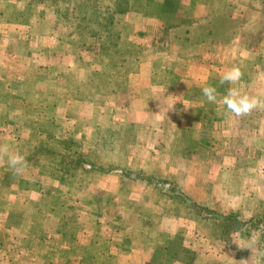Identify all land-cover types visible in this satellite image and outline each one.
I'll return each instance as SVG.
<instances>
[{"label":"rangeland","instance_id":"obj_1","mask_svg":"<svg viewBox=\"0 0 264 264\" xmlns=\"http://www.w3.org/2000/svg\"><path fill=\"white\" fill-rule=\"evenodd\" d=\"M172 1L163 13L166 0H0V264H96L103 222L140 246L167 247L178 230L168 261L198 242L196 264H264V114L223 104L235 89L264 113V0ZM234 67L241 79L221 84ZM208 77L214 108L185 105L184 92L206 101L191 84ZM168 143L195 167L152 171ZM3 149L24 157L22 172ZM241 176L259 184L244 191ZM174 177L221 180L218 205L240 203L215 211L232 215L225 237L202 208L206 188L193 185L195 200ZM134 187L149 202L131 201ZM150 224L166 228L146 237Z\"/></svg>","mask_w":264,"mask_h":264},{"label":"crops","instance_id":"obj_2","mask_svg":"<svg viewBox=\"0 0 264 264\" xmlns=\"http://www.w3.org/2000/svg\"><path fill=\"white\" fill-rule=\"evenodd\" d=\"M211 1V0H210ZM224 3V6H222L224 9H229V4H227V2H229L228 0H221ZM212 3V2H211ZM204 5H209L210 3H208V0H205ZM209 7V6H208ZM216 82H213V79H211L210 77H208L207 80H205L204 83V87L206 86H212L215 87ZM193 87H196L197 89H203L204 87L201 86V84L197 83V82H193L191 84ZM217 85V84H216ZM190 86V89H192L193 87ZM188 92H184V101L183 102L185 105H189L192 103V105H210L213 106L214 108V103H209L207 100L206 101H193L190 100L187 96ZM187 101V102H186ZM259 101V100H258ZM190 102V103H189ZM195 103V104H193ZM260 104V102H259ZM261 111V112H260ZM263 107L262 109H260V105L257 107V113L260 114H264L263 112ZM189 117V115L187 116V118ZM181 148H178L176 146L171 145L170 143H168L166 145V147L162 148L160 152L155 151L156 153H161L162 157L161 160L163 162H160V165H150L149 168L151 167L152 171L153 170H157V169H162L161 172H163V170H172L173 171H178V169L181 167V165H185L188 164L189 166H194V160L193 157L190 159V157H184L183 152L188 153L187 150H180ZM152 152H154V149H152ZM151 152V153H152ZM260 152H262L261 154H263V151L260 150ZM150 153V154H151ZM148 167L145 166V169H147ZM241 168L243 169H248V165H244L241 166ZM242 180H241V187L244 190L243 186H246V190L248 191V188L250 185H253L254 183L259 184V178H248V176H241ZM175 178V177H174ZM178 178H175L174 181L175 183H177ZM180 178L178 179V181L182 184L186 186V189L190 192H192V197L193 199H200V197H196L195 196V192H194V186L195 184L198 185H203L207 192L209 193L210 199L208 202H206L207 206L210 207L212 210L214 211H219V212H231V209H235L237 207H240V203L238 204L237 200L234 199H229L227 200L226 198V203H224V205H218L217 202V185L221 184V180H218L217 177H210V178H196V183L194 182V179L190 178ZM167 178L165 176H162V179L160 181H166ZM264 181V180H262ZM188 186H192L193 188H189ZM146 190V188H144ZM144 189L138 190L135 187L131 188L130 190V200L133 202H149V195L146 194V192L144 191ZM245 191V190H244ZM200 195V194H199ZM259 195H261V192H259L256 189V196L258 197L257 202L259 200ZM152 199V198H151ZM88 212V211H87ZM103 218V217H102ZM103 221V220H101ZM105 226L102 227V231L106 232L110 237V241H109V245L107 246V249L105 248L106 251V256L101 260L98 261L96 264H117L116 262V258H123L125 259L124 253L127 254V257L125 259L124 264H196L197 261V256L199 255L198 251L194 250L195 249V244H199L198 242L193 244L192 246H188L185 244L183 245V249L187 250L188 252L192 253L191 256L188 255V257L182 258L181 261H178L177 257H170L169 261L166 260V257L164 258V254H165V250L166 248L170 249V248H174V243L178 237V230L173 229L174 234H172L171 236L168 237V245L167 247L164 246L162 239H160L157 243H150V241H146V243L144 244V246H140L135 245L134 242L132 241V243H127V241H124L125 239H127V236H124V240H122L119 236V234L117 233L119 231L118 226L117 225H112L111 223H105ZM160 226V225H159ZM163 229H162V228ZM161 227H155L152 224L150 225H145L144 226V233H146V237L148 236L149 233L157 231L160 232V234L163 233L164 228H166L165 226ZM123 237V236H122ZM209 242H210V246L209 247H213L218 243L216 240H212L214 239V237L209 238ZM124 241V242H123ZM205 243V242H203ZM218 247V245H217ZM171 253V252H169ZM100 255V254H98ZM190 256V257H189ZM84 258V257H83ZM97 258H100L99 256H97ZM91 261V260H90ZM89 264V262H88Z\"/></svg>","mask_w":264,"mask_h":264},{"label":"clouds","instance_id":"obj_3","mask_svg":"<svg viewBox=\"0 0 264 264\" xmlns=\"http://www.w3.org/2000/svg\"><path fill=\"white\" fill-rule=\"evenodd\" d=\"M242 77V72L239 67H234L221 77L220 83L234 84ZM202 94L209 103H215L217 99L216 88L206 86L202 89ZM223 104L226 108L236 116L248 114L251 110L259 106V101L255 98H250L246 95H241L237 90L230 89L228 94L223 98ZM7 155V162L10 169L16 173H20L27 166L24 157L18 153L8 152L3 149Z\"/></svg>","mask_w":264,"mask_h":264},{"label":"trees","instance_id":"obj_4","mask_svg":"<svg viewBox=\"0 0 264 264\" xmlns=\"http://www.w3.org/2000/svg\"><path fill=\"white\" fill-rule=\"evenodd\" d=\"M174 5L175 4L173 3L172 0H166V2L162 5L161 10H162L163 13H165L168 9L170 11H173V10L175 11L176 6H174ZM159 19L162 20L164 25H165L164 18H159ZM176 186L177 187L175 189H173V190L176 193H180L181 189L178 187V185H176ZM202 208H204V210L205 209L207 210L209 222L212 224V226H210V227L212 229H214V230L218 229V232L219 233L221 232V236L225 237L224 235H226V234H225V232L223 230H224V228H226L225 225L230 220L229 218H231L232 215L231 214H217L214 210H212L211 208H209L207 206H203ZM198 216L200 218L204 217L203 214H198Z\"/></svg>","mask_w":264,"mask_h":264}]
</instances>
